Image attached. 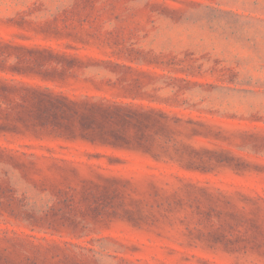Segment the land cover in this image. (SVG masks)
<instances>
[{
  "label": "rangeland",
  "instance_id": "obj_1",
  "mask_svg": "<svg viewBox=\"0 0 264 264\" xmlns=\"http://www.w3.org/2000/svg\"><path fill=\"white\" fill-rule=\"evenodd\" d=\"M0 264H264V0H0Z\"/></svg>",
  "mask_w": 264,
  "mask_h": 264
}]
</instances>
